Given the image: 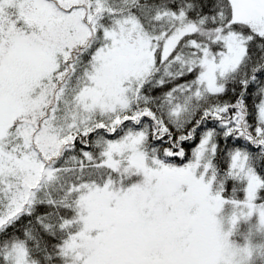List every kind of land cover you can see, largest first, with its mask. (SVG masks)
<instances>
[{"label": "snow or ice", "instance_id": "6c2138e0", "mask_svg": "<svg viewBox=\"0 0 264 264\" xmlns=\"http://www.w3.org/2000/svg\"><path fill=\"white\" fill-rule=\"evenodd\" d=\"M242 12L0 0V264H264L232 240L264 230V0Z\"/></svg>", "mask_w": 264, "mask_h": 264}, {"label": "rangeland", "instance_id": "374dc122", "mask_svg": "<svg viewBox=\"0 0 264 264\" xmlns=\"http://www.w3.org/2000/svg\"><path fill=\"white\" fill-rule=\"evenodd\" d=\"M105 207L106 205H104L102 201L90 200L86 202L85 210L92 208L95 210L97 216H100L104 212ZM232 240L235 244L240 246H244L246 241L251 240L256 252H262L264 250V230L259 229L255 221L251 223H241L236 234L232 237Z\"/></svg>", "mask_w": 264, "mask_h": 264}, {"label": "trees", "instance_id": "16d2710c", "mask_svg": "<svg viewBox=\"0 0 264 264\" xmlns=\"http://www.w3.org/2000/svg\"><path fill=\"white\" fill-rule=\"evenodd\" d=\"M185 2H191V0H185ZM242 6H243V0H237V11L238 13H240L241 15H243V12H242ZM258 61L260 62H264V53H260L259 51L257 52L256 56L253 57V60H252V63H257ZM234 87V85H229V88H232ZM254 98L256 99V101L258 102L260 97L259 96H254ZM256 122V117L255 116H252L250 117V123H255ZM222 131V130H221ZM219 142L221 144L224 143V140H223V136L221 135L219 138ZM229 139L231 140V137H229ZM245 141L243 140H240V141H235L234 142V146L237 148V149H240V148H243V146L245 145ZM250 155H253L254 159H258V158H262L264 157V152L260 151L259 149L256 150V153H253L252 152V148L251 146H249L247 149H246ZM67 155V154H66ZM261 163H264V159H261ZM223 167H227V160H225L224 164H223ZM236 196L239 198V199H243L244 198V193L243 191H238L236 193ZM19 225V222H17V225ZM263 252H259L257 251V254L258 255H263Z\"/></svg>", "mask_w": 264, "mask_h": 264}]
</instances>
